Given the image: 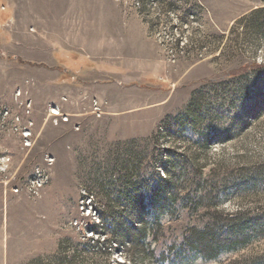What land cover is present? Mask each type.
<instances>
[{
	"label": "rangeland",
	"instance_id": "374dc122",
	"mask_svg": "<svg viewBox=\"0 0 264 264\" xmlns=\"http://www.w3.org/2000/svg\"><path fill=\"white\" fill-rule=\"evenodd\" d=\"M214 209L264 218V0H0V264H264L182 248Z\"/></svg>",
	"mask_w": 264,
	"mask_h": 264
},
{
	"label": "trees",
	"instance_id": "16d2710c",
	"mask_svg": "<svg viewBox=\"0 0 264 264\" xmlns=\"http://www.w3.org/2000/svg\"><path fill=\"white\" fill-rule=\"evenodd\" d=\"M212 191L211 188L203 186L199 180L196 181L194 184L195 199L189 200L190 204L183 205V209L191 206V204L203 201ZM156 204L154 200H151L146 204L141 201L133 202L129 206L130 208L136 209L140 214H143L146 210L153 209ZM197 211H192V214H195L193 219H197V221L187 225V228L181 233L179 241L182 244V248L188 247L203 257L214 258L224 250L236 249L250 242L252 239L264 236V218L253 219L252 217H248V213L242 211L234 214H224L214 209L212 212L202 215ZM189 214H191V211L187 212V216ZM163 227L164 225L161 223L160 216L154 214L150 217L147 226L145 224L136 230V233H138L136 235L131 233L129 226H122L126 232H129L130 235L132 234L131 238H125L122 241H125V244L128 245L134 241L149 237L151 242L156 243V246H158L161 240L159 229ZM144 248L149 250L148 257L145 255L142 256L150 259H155L162 252L169 250L166 247H155L153 250L150 247H137L136 249L140 251Z\"/></svg>",
	"mask_w": 264,
	"mask_h": 264
},
{
	"label": "built area",
	"instance_id": "2783aa9c",
	"mask_svg": "<svg viewBox=\"0 0 264 264\" xmlns=\"http://www.w3.org/2000/svg\"><path fill=\"white\" fill-rule=\"evenodd\" d=\"M138 6H143L144 2H147L149 0H133ZM45 176L43 173H41V171L38 169L36 172L35 177L31 180V182L33 184H36V186L39 188L41 187L46 181L47 179H44Z\"/></svg>",
	"mask_w": 264,
	"mask_h": 264
}]
</instances>
